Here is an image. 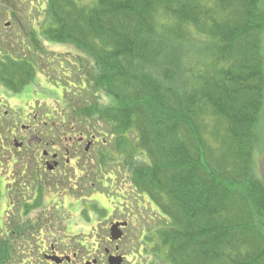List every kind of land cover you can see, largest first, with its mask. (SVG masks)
<instances>
[{
    "label": "trees",
    "instance_id": "obj_1",
    "mask_svg": "<svg viewBox=\"0 0 264 264\" xmlns=\"http://www.w3.org/2000/svg\"><path fill=\"white\" fill-rule=\"evenodd\" d=\"M44 1L40 31L79 51L78 69L65 68L64 119L107 134L98 159L118 166V198L142 224L137 264H264V186L255 195L251 180L264 0ZM18 204L0 264H31L16 239L32 206Z\"/></svg>",
    "mask_w": 264,
    "mask_h": 264
},
{
    "label": "flooded vegetation",
    "instance_id": "obj_2",
    "mask_svg": "<svg viewBox=\"0 0 264 264\" xmlns=\"http://www.w3.org/2000/svg\"><path fill=\"white\" fill-rule=\"evenodd\" d=\"M44 3L40 4V0L38 3L34 0H0V147L8 152L11 160L18 156L25 159L26 163L20 164L17 171L25 176L18 175L23 179L18 182L16 194L32 199L31 203L40 197L45 198V195L55 199L79 197L76 194L81 193V186L85 187L80 176L81 168H86L83 157L94 159L97 150L106 144L104 138L94 133L87 135L66 127L62 107L56 115L52 109L42 113L34 110L31 84L24 80L31 76L34 61L32 31L28 26L31 25L33 9L40 11ZM53 90L59 94V86L55 85ZM76 204L72 206L73 214L78 212L79 204ZM111 224L100 221L86 226L102 229L105 240L108 238L113 242ZM48 228L52 237L59 235L61 239L50 242L51 249L44 253L46 259L58 255L61 258L59 264H79L81 261L86 264L90 261L85 252L91 251L88 241L96 237V232L86 234L87 239L84 233V239L80 240L79 232H74L75 224L70 222L52 223ZM123 229L124 238L128 237V228ZM68 239H74L77 244L66 243ZM118 243L113 242L112 249L105 248V254H122L117 248ZM60 246L65 247L62 254L56 250L62 249ZM97 257L100 261V255ZM124 259L126 261L127 256ZM51 264L56 263L51 261Z\"/></svg>",
    "mask_w": 264,
    "mask_h": 264
},
{
    "label": "rangeland",
    "instance_id": "obj_3",
    "mask_svg": "<svg viewBox=\"0 0 264 264\" xmlns=\"http://www.w3.org/2000/svg\"><path fill=\"white\" fill-rule=\"evenodd\" d=\"M35 3H38V0H34ZM93 0H80V2L82 4H91ZM37 12L36 9H33V12ZM36 15V14H35ZM32 26H36L34 24H31L28 26V28H32ZM41 39V38H40ZM40 42H42V39L40 40ZM40 42H38L36 39L32 40V46L34 48H39L40 47ZM46 49L48 51L51 52L52 56L57 55V57H60L61 59H63V64L70 66V62H68L67 60H72L74 54L72 53V46H67V45H62V44H50L47 43L46 45ZM66 59V60H65ZM67 61V62H66ZM44 67V65H43ZM75 67V66H74ZM42 77V76H41ZM44 76L42 77L41 82H44L43 80ZM61 94V91H60ZM49 102V103H48ZM40 103V101H37V107L35 109V112L37 113H42L43 111H48V109L45 107V104H49L52 108H56L58 109V106H56L57 104L55 103L54 99H50L49 101L46 102H42L41 106L39 107L38 104ZM53 110V109H52ZM45 119V118H44ZM257 134H259V139L260 141L258 142L257 146H256V151L254 153V175L252 177V182H253V186H252V191L255 195H257V189L256 187H263L264 186V108L261 114V119L260 122L257 126ZM17 159V160H16ZM14 158L12 160L11 163V159L7 156L3 155V152H0V176L3 179L4 184H7V186H9L10 188H15L16 184H17V178L15 177L14 173L17 174V171L19 169L20 164L26 163L25 159L21 156H18L17 158ZM10 162V163H9ZM117 166L112 165L113 169H116ZM109 183H111L110 181L105 182V184H107L108 186H111ZM126 188H128V184L126 185ZM5 189V188H3ZM110 187H103L102 184L100 182L96 183V186L93 185L92 188H87L86 190H81V193L76 194L79 197H73L70 196V199L66 198L64 199L63 197L59 198L58 200L55 198H52L50 195H45V198H40L41 202L39 203V205L43 202L44 205L42 206V208H39L37 210H33L30 213V217L28 219V221H30V225L35 227L37 226V222L41 221L43 222V225L41 227H39V230L37 229V241L40 243V246L36 245L35 241V237L34 240H31L30 243L32 244V249L29 251L28 248H25V250L23 251V253H21V249L22 246L21 245H17L18 246V257L19 258H24L26 259V257H28L29 259H33L36 258L37 256L41 258H43V254L44 252H48V250L51 249L50 247V242H53L55 239H61V237L59 235H56L55 237L51 236V233L49 232V228H47V226L49 227L50 224L52 223H72L75 224V230L74 232L78 233L79 232V236L78 238L80 240H83L84 237V233H85V238H89L86 234H91V233H95L96 237L93 239H90L89 242V249L92 251L90 252H85V256L86 257H96V255H100L101 259L100 261H98V264H109L107 261V256L105 254V248H113L114 244L113 242H109L105 237H104V231L100 228H98L97 230H95L94 227H89L86 226L89 223H92V220L89 218L87 219L83 213H82V207L84 205V201L86 199H90L92 200L94 197H97L96 195H94V193L96 192H100V195H103V192H105L106 195H108V198L106 197H101V199H104V203H106L107 201V206H110L113 210L111 215L109 216L108 220L106 222L110 223L115 219H119V217H123L124 219L127 218L126 214H119V207H118V203L116 202V200L113 198L111 200L112 195H115L116 191L121 190L119 188H112V193L109 194V190ZM70 193V189L68 190ZM8 202L6 201L5 198L1 199L0 201V224L2 223V219L4 216L3 221L5 222V225H8V222L11 221V223L14 222V216H8L10 214V211H7L8 209H10L11 211H18L19 209V204L18 202L21 201V195H18V197L16 198L15 196L12 197V201L9 200L7 198ZM57 200V201H55ZM55 201V202H54ZM80 202H81V206H80ZM74 203L79 204V207L77 209V213L73 214L72 212V206H74ZM76 204V205H77ZM56 205L59 207H57V209H59L60 211H56L55 207ZM48 207L46 215H45V219L39 220V218H41L44 211V207ZM84 207L89 208L88 203H86L84 205ZM7 211V212H6ZM7 213V215H6ZM14 213V212H12ZM12 213L10 215H12ZM148 215L145 216L146 220H150L151 217H157L155 214H151L152 212H147ZM142 219V217H141ZM97 222V221H94ZM102 222H105L102 221ZM158 220L155 222L157 223ZM78 224H80V226H77ZM82 226V227H81ZM98 226V225H97ZM135 228H140L139 223H136L135 226H130V229L128 231L129 236L127 237L126 240H121L117 246H120V253H122L124 256L127 255V258L129 259V261L127 262V264H137V257L135 259L134 254H136L139 258L142 257L144 258L143 255H141L139 253V250H141V253H143L144 248L138 245V241L134 240V233H135ZM1 231V228H0ZM40 231H43L45 234L41 233ZM107 234V233H106ZM125 237V238H126ZM136 241V246L133 245V249H134V254L130 253L131 252V248H132V243H134ZM66 243H70V244H74L76 245L77 243L74 242V239L72 240H67ZM79 244V243H78ZM113 246V247H112ZM62 249H56L58 253L62 254L63 251L65 250V247L63 248V246H60ZM42 252L40 255H37L38 252ZM96 254V255H94ZM129 255V256H128ZM38 258V257H37ZM97 259H99V257H97ZM145 259V258H144ZM91 260V259H90ZM21 261H18V263L16 264H20ZM10 264H14V260H11ZM40 264H47L44 260V262L40 263ZM75 264V263H74ZM79 264H84L82 261L79 262ZM97 264V263H96Z\"/></svg>",
    "mask_w": 264,
    "mask_h": 264
},
{
    "label": "water",
    "instance_id": "obj_4",
    "mask_svg": "<svg viewBox=\"0 0 264 264\" xmlns=\"http://www.w3.org/2000/svg\"><path fill=\"white\" fill-rule=\"evenodd\" d=\"M117 232V233H116ZM114 233H116V234H113L112 235V238L113 239H118V238H120L121 237V233H120V231H118V230H115V232ZM110 263L111 264H121L122 263V258L120 257V256H117V257H112V258H110Z\"/></svg>",
    "mask_w": 264,
    "mask_h": 264
}]
</instances>
